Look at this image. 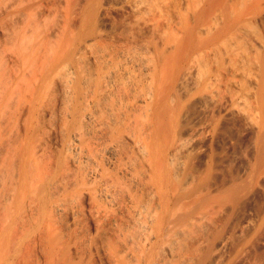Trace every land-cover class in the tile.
<instances>
[{
	"label": "bare ground",
	"instance_id": "bare-ground-1",
	"mask_svg": "<svg viewBox=\"0 0 264 264\" xmlns=\"http://www.w3.org/2000/svg\"><path fill=\"white\" fill-rule=\"evenodd\" d=\"M0 264H264V0H0Z\"/></svg>",
	"mask_w": 264,
	"mask_h": 264
}]
</instances>
